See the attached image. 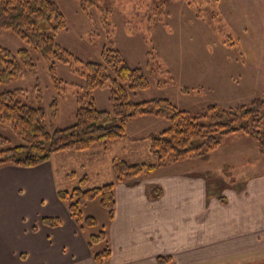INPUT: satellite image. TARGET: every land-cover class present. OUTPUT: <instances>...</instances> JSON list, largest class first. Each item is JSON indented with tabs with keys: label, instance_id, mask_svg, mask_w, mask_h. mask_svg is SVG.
<instances>
[{
	"label": "crops",
	"instance_id": "crops-1",
	"mask_svg": "<svg viewBox=\"0 0 264 264\" xmlns=\"http://www.w3.org/2000/svg\"><path fill=\"white\" fill-rule=\"evenodd\" d=\"M137 120L157 130L164 119L143 116L129 123ZM153 128L131 137L126 129L105 150L56 152L32 168L0 166V264H96L91 234L57 197L83 177V189L114 184L113 218L101 211L110 249L105 264H264V175L225 178L233 169L208 168V154L115 181L112 160L150 162L149 139L158 134ZM229 138L245 139L240 133ZM44 218L60 224L48 226Z\"/></svg>",
	"mask_w": 264,
	"mask_h": 264
},
{
	"label": "rangeland",
	"instance_id": "rangeland-1",
	"mask_svg": "<svg viewBox=\"0 0 264 264\" xmlns=\"http://www.w3.org/2000/svg\"><path fill=\"white\" fill-rule=\"evenodd\" d=\"M50 1L65 20V29L54 34L62 49L83 63H100L101 52L111 49L119 52L130 68L143 70L148 88L130 94L135 103L165 99L197 116L208 106L235 108L264 96V0H97L85 9L79 0ZM0 46L14 55L27 49L34 64L32 72L23 70L0 85V92L18 91L22 104L45 110L49 133L73 125L75 97L84 84L78 74L81 64L73 63V72L68 64L55 61L56 84L49 73L50 63L11 32L0 29ZM93 98L98 110H111L107 86L95 90ZM55 99L57 113L52 118L49 107ZM159 122L154 124L157 130L140 120L129 123L125 130L130 131L129 137L145 127L160 133L168 123ZM0 135L9 140L10 147L23 144L6 123L0 122ZM240 136L245 139L222 138L216 151L205 159L208 168L233 169L225 178L244 181L263 176L264 155L258 153L253 140ZM101 211L105 212L97 199L82 208L83 216L99 222L97 227L85 228L87 236L102 230L105 220ZM101 248L94 246L95 250Z\"/></svg>",
	"mask_w": 264,
	"mask_h": 264
},
{
	"label": "trees",
	"instance_id": "trees-1",
	"mask_svg": "<svg viewBox=\"0 0 264 264\" xmlns=\"http://www.w3.org/2000/svg\"><path fill=\"white\" fill-rule=\"evenodd\" d=\"M95 1L79 0L80 7L85 9ZM65 27L62 13L50 0H0V29L11 32L42 60L49 62V73L56 84L59 81L54 75L55 61L68 64L73 72H76L73 63H80L82 72L78 74L84 80L81 92L75 97L74 124L52 133L46 129L45 110L22 104L17 99L18 91L0 92V122L9 125L23 142L10 147L9 140L0 135V166L32 168L47 162L56 152H82L95 146L105 150L109 142L125 136V128L131 120L143 116L164 119L168 127L149 139L151 163L131 165L121 159L112 160L111 171L116 182L149 175L170 164L203 158L220 146L222 138L235 133L253 140L258 153L264 155V96L235 108L208 106L197 116L177 109L165 99L135 103L130 94L148 88L143 70L130 68L120 53L111 49L101 52L100 63L80 62L55 42L54 34ZM33 68L27 49H19L14 55L0 46V85L18 77L23 70L32 72ZM106 86L110 92L111 110L100 111L94 104L93 92ZM49 113L52 118L56 117V99L50 104ZM86 181L83 177L80 186L57 192V197L67 204L70 216L80 229L98 225L94 217L83 216L82 208L87 203L97 199L108 220L113 218L115 208L113 183L83 189ZM43 223L54 227L60 221L44 218ZM95 245H102V248L95 250ZM88 246L96 264L108 261L110 249L103 230L89 235Z\"/></svg>",
	"mask_w": 264,
	"mask_h": 264
}]
</instances>
